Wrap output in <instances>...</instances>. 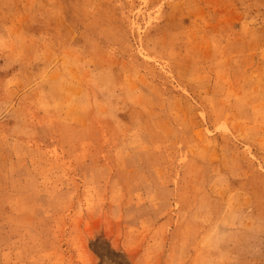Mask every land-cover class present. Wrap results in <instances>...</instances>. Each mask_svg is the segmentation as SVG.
Listing matches in <instances>:
<instances>
[{
	"label": "rangeland",
	"instance_id": "obj_1",
	"mask_svg": "<svg viewBox=\"0 0 264 264\" xmlns=\"http://www.w3.org/2000/svg\"><path fill=\"white\" fill-rule=\"evenodd\" d=\"M0 264H264V0H0Z\"/></svg>",
	"mask_w": 264,
	"mask_h": 264
}]
</instances>
